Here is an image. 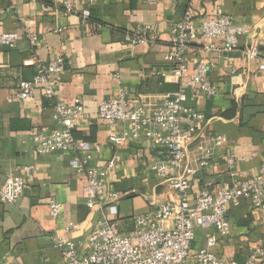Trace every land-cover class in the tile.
Returning <instances> with one entry per match:
<instances>
[{
	"label": "crops",
	"instance_id": "crops-1",
	"mask_svg": "<svg viewBox=\"0 0 264 264\" xmlns=\"http://www.w3.org/2000/svg\"><path fill=\"white\" fill-rule=\"evenodd\" d=\"M217 8L235 25H247L250 31L239 38L237 51L205 53V43L196 41L186 54L189 72L199 61L207 63L209 81L216 91L215 97L208 99L199 90H191L186 105L205 116V134L227 139V144L215 151L216 165L191 180V206L201 188L215 192L230 184L224 163L228 151L236 155L240 179L256 176L264 163V71L259 70L264 62V0H157L152 5L147 0H79L76 12L69 16L54 2L0 0V32L20 34L14 49L0 46V186L8 175H20L23 167L31 169L17 203L0 204V264H62L52 239L62 236L81 251L88 233L100 220L97 212L85 206V179L70 169L72 155L56 152L39 156L34 151L31 130L56 127L51 118L53 102L43 98L39 89L28 101L6 100L16 94L21 82L34 75V67H24L23 62L33 56L45 62L64 59L57 97L67 104L80 100L91 115L89 123L75 128L74 137L99 145L100 157L92 166L103 167L112 156L119 157L116 168L108 172L110 190L137 191L119 204L118 233L130 235L134 216L175 202L178 196L148 170L149 163L160 158L148 141L112 145L109 136L120 134L121 127L110 131L95 114L119 89L127 92L130 106L150 107L175 93L179 81L160 76L168 68L164 55L170 45V24L185 13L194 19L212 16ZM85 9L91 13L89 20L80 17ZM57 29L61 32H55ZM147 29L154 35V43L129 45L131 35ZM25 33L37 36V45ZM214 44L222 50V41ZM254 46L259 58L247 59L242 50ZM51 200L61 205L56 220L49 214ZM226 222L228 235L217 238L211 249L218 258L244 263L251 253L264 248V200L258 210L242 200L229 209ZM69 224L76 228L65 233ZM214 235L212 228H195L186 264H198L197 252Z\"/></svg>",
	"mask_w": 264,
	"mask_h": 264
},
{
	"label": "built area",
	"instance_id": "built-area-1",
	"mask_svg": "<svg viewBox=\"0 0 264 264\" xmlns=\"http://www.w3.org/2000/svg\"><path fill=\"white\" fill-rule=\"evenodd\" d=\"M58 3L65 15L76 12L79 0H36ZM157 0H147L155 4ZM80 17L89 20L90 11H81ZM247 25L237 26L217 8L212 16L194 19L185 13L181 20L169 27V49L164 55L168 68L160 76L179 81L178 90L153 106L129 105L127 92L119 89L115 98L103 101L95 114L110 131L121 127L120 134L111 133L109 142L116 146L133 145L145 139L151 150L160 156L152 160L148 170L159 182L177 193L175 202L160 204L153 211L133 217V232L130 235L118 233L117 218L119 204L124 199L137 194L136 190L117 192L107 186L109 171H113L120 159L117 155L106 161L103 167L91 164L100 157L99 145H90L74 137L77 126L87 124L91 115L80 100L67 104L57 97L61 74L65 70L63 58L48 62L30 57L23 62L24 67H34L30 81L19 84L15 95L6 100L18 99L22 102L32 98L34 90L39 89L43 98L53 102L52 122L55 128L41 127L31 130L30 139L36 155L46 156L52 153L72 155L70 169L85 179L82 197L90 212H97L100 220L88 233L83 250L62 236L52 239L59 251L62 264H186L195 237V228L214 229L216 235L206 239L205 247L196 254L198 264H258L264 261V248L251 253L244 263L226 261L218 258L211 249L217 238L228 235L226 215L231 207H237L242 200L250 201L254 210L261 208L264 200V163L259 173L249 179L237 176V158L228 151L224 158L230 184L215 192L201 188L192 206L188 202L191 180L199 173L209 171L216 163L214 154L227 144L223 135H211L203 132L206 123L202 113L187 107L188 92L194 89L202 92L208 99L215 97L216 91L208 76V65L202 60L189 72L186 54L192 43H205L204 52L231 53L238 50L239 38L249 33ZM55 32L60 33L61 29ZM25 37L37 45L34 34L25 33ZM20 39L17 32H0V46L14 49ZM222 41V50L217 49L215 41ZM155 37L150 30L129 37V45L154 43ZM242 54L250 60L259 58L257 47H248ZM230 65V61L229 64ZM264 71V62L259 64ZM192 149L193 155L190 154ZM31 169L23 167L20 175H8L0 186V204L14 205L20 199L25 179ZM49 214L56 220L61 214V205L49 201ZM69 224L65 233L75 229Z\"/></svg>",
	"mask_w": 264,
	"mask_h": 264
},
{
	"label": "trees",
	"instance_id": "trees-1",
	"mask_svg": "<svg viewBox=\"0 0 264 264\" xmlns=\"http://www.w3.org/2000/svg\"><path fill=\"white\" fill-rule=\"evenodd\" d=\"M89 19H91V13H90V18ZM258 264H264V261L262 259H259Z\"/></svg>",
	"mask_w": 264,
	"mask_h": 264
}]
</instances>
